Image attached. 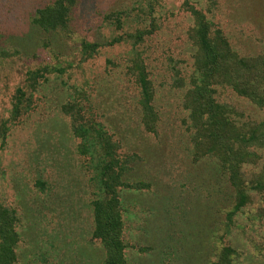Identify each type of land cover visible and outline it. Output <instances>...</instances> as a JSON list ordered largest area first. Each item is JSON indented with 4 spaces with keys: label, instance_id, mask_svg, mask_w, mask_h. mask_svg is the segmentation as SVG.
Masks as SVG:
<instances>
[{
    "label": "rangeland",
    "instance_id": "1",
    "mask_svg": "<svg viewBox=\"0 0 264 264\" xmlns=\"http://www.w3.org/2000/svg\"><path fill=\"white\" fill-rule=\"evenodd\" d=\"M55 1L0 0V224L17 236L6 264H108L95 220L107 144L123 169L116 264H264V148L249 149L238 192L214 158L194 154L184 109L203 77L192 12L246 64L264 59V0H70L64 25L45 32L32 19ZM139 32L140 45L124 42ZM210 84L234 123L264 122V107Z\"/></svg>",
    "mask_w": 264,
    "mask_h": 264
},
{
    "label": "trees",
    "instance_id": "2",
    "mask_svg": "<svg viewBox=\"0 0 264 264\" xmlns=\"http://www.w3.org/2000/svg\"><path fill=\"white\" fill-rule=\"evenodd\" d=\"M63 2L67 6L63 5ZM68 6H71L70 0H57L52 5L38 9L32 22L45 32H54L59 25H64V18L68 14ZM192 14L197 20L194 27L197 40L196 46L199 51V54L195 57L196 67L203 76L196 84H191L193 87L190 88L191 90L186 91L184 97V109L189 111L191 128L194 130L192 136L195 143L194 154L197 157L208 155L214 158V161L218 164L216 167H220L219 169L224 172V176L228 177L231 185L238 191L242 186L240 176L243 167L252 161L253 156L256 157V153L250 152L249 149L254 146L264 148V122L258 125H249L248 122L236 120L234 123L233 120L240 118V114L236 112L235 119L229 118L234 111H229L226 106L215 103L209 96V86L213 84H210L212 81L215 83L222 80V82L232 86L239 96L249 99L251 103L259 107H264V59L247 62L246 64L242 60H238L220 34L217 33L214 37L209 36V24L205 23L203 19H199L197 13L192 12ZM144 34L139 32L128 35L124 42L130 40L133 45H140L144 41ZM121 42H123V39L119 37L113 41V44ZM233 74L236 77H233ZM30 76L36 82L44 74L30 73ZM218 77L221 79H218ZM209 79L212 81L210 82ZM139 82L144 103L149 105L152 97L150 85L142 79ZM22 101L23 93L18 91L11 105L12 118H18L21 110L23 112ZM150 114L146 115V125L155 122V118ZM74 130L79 132L81 128ZM91 130L93 131L92 128ZM7 131V122L1 123L0 137L4 138ZM107 141H109V138L106 135ZM106 147V157L109 158L106 159V165L103 167L104 176L106 174V202L102 201L95 205V220L98 236L105 239L106 246L112 252L108 264H116L122 260V250L118 239V217L116 210L113 209V204H117L114 188L119 185L120 173L123 169L118 168L114 152H111L113 147L108 144ZM0 241L2 249H0V258L2 264H6V259L11 262L8 252L10 253L13 250L17 242V236L11 230L10 223L0 224Z\"/></svg>",
    "mask_w": 264,
    "mask_h": 264
}]
</instances>
